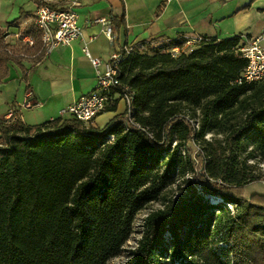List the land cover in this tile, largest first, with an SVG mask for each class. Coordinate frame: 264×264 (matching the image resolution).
I'll use <instances>...</instances> for the list:
<instances>
[{
  "label": "trees",
  "instance_id": "1",
  "mask_svg": "<svg viewBox=\"0 0 264 264\" xmlns=\"http://www.w3.org/2000/svg\"><path fill=\"white\" fill-rule=\"evenodd\" d=\"M124 10L111 18L114 32L126 26ZM8 32L0 28V79L21 59ZM17 33L41 50L34 22ZM203 39L177 58L166 51L182 40L122 63L117 80L139 127L123 124L125 115L103 129L72 119L29 126L17 113L12 123L0 119V264H109L138 213L187 167L192 175L146 216L128 264H264V195L246 196L262 178L237 161L243 138L264 151V81L236 83L248 64L241 37ZM183 107L200 110L197 129ZM237 110L244 124L223 129L232 149L207 141L193 148L214 117Z\"/></svg>",
  "mask_w": 264,
  "mask_h": 264
},
{
  "label": "crops",
  "instance_id": "2",
  "mask_svg": "<svg viewBox=\"0 0 264 264\" xmlns=\"http://www.w3.org/2000/svg\"><path fill=\"white\" fill-rule=\"evenodd\" d=\"M55 6L75 9L82 39L44 56L42 48L21 46L13 35L8 36L6 42L20 52L21 59L20 63H8L0 79L1 120L13 118L12 123L16 119L12 115L17 113L25 124L37 126L59 117L63 109L93 92L97 73L84 54L85 47L93 57L107 62L119 47L144 41L161 47L167 40L181 37L223 40L239 36L242 43L261 38L264 45V0H56ZM123 7L126 26L114 32L112 42L103 32L105 26L96 21L111 22L113 15L122 14ZM35 11L36 4L30 2L13 22L0 28L6 32L23 30L33 22ZM12 23L14 30L9 28ZM29 92L33 103L40 106L20 109ZM115 104L117 111H108L115 105L110 107L96 118L94 127L103 129L116 116L125 114V101L118 99Z\"/></svg>",
  "mask_w": 264,
  "mask_h": 264
},
{
  "label": "built area",
  "instance_id": "3",
  "mask_svg": "<svg viewBox=\"0 0 264 264\" xmlns=\"http://www.w3.org/2000/svg\"><path fill=\"white\" fill-rule=\"evenodd\" d=\"M31 1L36 4L33 22L41 33L44 56L50 55L56 49L69 47L74 42L82 39L83 32L79 26V16L73 7L57 8L55 6L56 0ZM96 22L105 26L103 32L113 42L116 39V35L112 30L111 22L106 19H98ZM14 38L17 41L24 42L31 48L35 46V39L31 36L17 33ZM178 40H182L183 44L176 45L166 51L173 58L191 52L205 41L202 36L196 38L181 37ZM170 41L167 40V43ZM246 43L240 48V51L248 64L236 83H261L264 81V45L261 38H256L250 42L246 41ZM154 48H156L155 44L148 41L127 43L116 49L107 62H103L101 59L93 57L88 48L85 47L83 50L84 54L90 60L97 73L96 88L90 94L80 97L63 109L59 117L52 118L49 121L56 122L59 119H72L83 123L86 128L94 127L95 120L99 115L115 105L118 99H123L127 105L123 124L139 127L133 116L134 110L131 107L127 88H124V91L121 89L117 75L122 63L130 56L134 54H151ZM31 98L32 93H27L25 102L19 106L20 109L31 110L40 106L38 103H33Z\"/></svg>",
  "mask_w": 264,
  "mask_h": 264
},
{
  "label": "rangeland",
  "instance_id": "4",
  "mask_svg": "<svg viewBox=\"0 0 264 264\" xmlns=\"http://www.w3.org/2000/svg\"><path fill=\"white\" fill-rule=\"evenodd\" d=\"M260 1V0H257ZM32 2L31 0H0V25L2 27L7 26V23H11L18 17L21 12L22 8L27 9V5ZM11 30H14L13 28ZM11 36L13 31L8 32ZM21 46H24V42ZM248 44V43H246ZM1 94V93H0ZM3 98V95H0V102ZM127 106V105H126ZM127 110V107H126ZM126 110L124 113H126ZM125 115V114H124ZM182 116L188 118L196 127L198 128L200 121H201V112L200 110H195L192 108L183 107L182 108ZM245 121V114L244 112L237 110L235 111L230 118L228 117H219L213 118L212 124L213 128L210 132L207 133L205 138L201 141H196L191 143L195 150H200L203 145L204 141L213 142L219 144L226 148H231L232 145L226 143L224 141L225 132L223 129H229L233 127H240L244 124ZM100 125V123H98ZM113 142V139L110 140V143ZM176 142H174L173 146H175ZM182 151V149H181ZM184 155V154H183ZM240 166H248L250 171L254 172L255 174L261 176V181L255 182L250 184L246 187V196L250 198L254 194L264 195V151L258 149L254 146V143L250 137H246L242 139V147L238 150V160ZM185 174L183 175V169L179 168L171 180L170 184L168 185L167 189L163 192L160 196V199L148 204L143 211L138 213L134 220L133 224V233L130 239L126 242L125 246L123 247L122 253L119 257L113 259L109 264H128L132 260V252L138 247V243L142 238L143 233V224L146 216L157 209L163 207L164 201L173 197L177 191V187L179 183L183 180L182 178H188L192 174L190 173L189 167L184 170ZM206 199L210 201V203H214V196H205ZM175 198V197H174ZM233 211H235V207L233 206ZM217 213V212H216ZM220 247H222L220 245ZM163 264H171L170 260L166 257L163 261Z\"/></svg>",
  "mask_w": 264,
  "mask_h": 264
}]
</instances>
